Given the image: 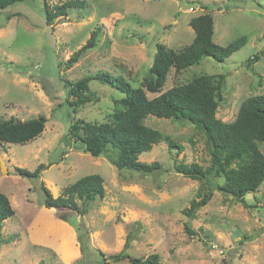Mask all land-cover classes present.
I'll return each instance as SVG.
<instances>
[{"label": "rangeland", "instance_id": "1", "mask_svg": "<svg viewBox=\"0 0 264 264\" xmlns=\"http://www.w3.org/2000/svg\"><path fill=\"white\" fill-rule=\"evenodd\" d=\"M65 1L46 3L52 8ZM84 1L83 9L69 10L63 20L50 24L42 0H25L0 11V117L47 119L43 133L33 141L0 144L6 165V173H0V193L14 210L2 224L0 264H130L110 258L124 250L127 239L129 257L157 254L160 264H264V181L239 202L214 188L223 181L213 173L194 180L174 172L180 163L210 167L204 136L192 124L151 116L143 123L172 138L179 148L159 143L141 155V162L159 165L152 174L119 171L110 162L111 152L92 157L73 143L68 131L79 120L108 122L123 95L91 81L88 86L96 100L73 112L64 86V81L105 72L122 76L148 99L154 98L158 94L147 92L143 81L156 44L175 51L189 45L194 37L189 21L207 7L215 44L226 46L240 37L246 43L222 62L204 57L180 72L171 69L162 90L202 75H223L216 118L231 123L242 102L264 94V0ZM94 30L96 46L67 67V60ZM40 164L44 169L38 181L14 170L34 171ZM90 174L104 179L102 198L77 201L78 214L52 208L44 215L40 183L57 197ZM208 190V203L188 217L184 210ZM186 227L195 235L189 236Z\"/></svg>", "mask_w": 264, "mask_h": 264}, {"label": "trees", "instance_id": "2", "mask_svg": "<svg viewBox=\"0 0 264 264\" xmlns=\"http://www.w3.org/2000/svg\"><path fill=\"white\" fill-rule=\"evenodd\" d=\"M25 0H0V11L10 5ZM43 1L46 24L55 19H62L69 10L83 9L84 0H67L55 7L49 8ZM206 12L190 19L189 26L194 32L191 43L180 51L169 49L162 44H156V52L152 65L148 69L149 76L144 79L145 89L158 95L148 99L141 88H134L122 76H112L109 73L98 72L85 76L76 82L64 81L67 89L66 103L72 111L82 105L96 100L95 94L88 84L98 81L109 85L123 95L115 102L110 120L106 123H89L79 120L72 123L68 134L73 143L79 144L85 153L99 157L111 152L110 162L117 170L136 172L142 175L152 174L160 167L157 163L141 162L139 157L148 153L153 146L166 143L170 149L179 148L169 136L143 123L148 117L169 119L192 124L204 136L205 146L210 155L211 165L204 170L198 164H177L173 170L185 177L201 180L207 174L220 178L222 184H214V188L224 195L231 196L239 202L264 181V94L251 97L239 107L236 118L231 123H225L216 118L218 103L222 100L224 76L213 77L202 75L190 82L173 86L163 91L168 72L174 69L180 72L193 66L204 57H210L216 62H222L232 53L240 49L246 38L240 37L226 46L213 42V20L207 7ZM98 31L91 32L86 43L74 52L66 62L72 66L89 49L96 46ZM44 116L28 118L24 121L2 119L0 117V144L24 145L39 137L46 125ZM52 164H49L51 166ZM44 165H38L34 171L16 167L15 173L29 179H39ZM43 194L41 205L46 209H66L80 212L77 201L84 203L104 195V179L98 174H90L76 180L62 189L60 195L53 197L50 190L40 183ZM199 201L192 200L184 212L188 217L211 198V190L199 193ZM14 215L9 199L0 193V237L3 222ZM189 236L195 233L185 228ZM77 232V229H76ZM129 240L125 241L124 250L112 255L113 261L127 259L130 264H160L159 256L151 254L145 259L131 258L125 250ZM104 258L103 253H99Z\"/></svg>", "mask_w": 264, "mask_h": 264}, {"label": "water", "instance_id": "3", "mask_svg": "<svg viewBox=\"0 0 264 264\" xmlns=\"http://www.w3.org/2000/svg\"><path fill=\"white\" fill-rule=\"evenodd\" d=\"M0 173H6V165L0 157Z\"/></svg>", "mask_w": 264, "mask_h": 264}, {"label": "crops", "instance_id": "4", "mask_svg": "<svg viewBox=\"0 0 264 264\" xmlns=\"http://www.w3.org/2000/svg\"><path fill=\"white\" fill-rule=\"evenodd\" d=\"M44 208V207H43ZM43 210H45V213H44V215L46 214L47 216L50 214V212L51 211H49V209H46V208H44ZM54 221H52V223H53ZM53 224H56V223H53ZM57 225V224H56ZM60 226V225H59ZM69 236V241H71L72 240V236H70V235H68ZM65 238H66V235H65Z\"/></svg>", "mask_w": 264, "mask_h": 264}]
</instances>
